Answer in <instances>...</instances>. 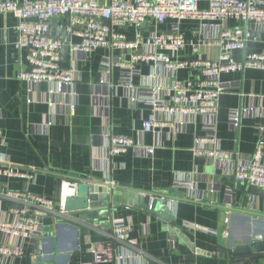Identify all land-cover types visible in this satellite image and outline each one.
<instances>
[{"label":"crops","instance_id":"obj_1","mask_svg":"<svg viewBox=\"0 0 264 264\" xmlns=\"http://www.w3.org/2000/svg\"><path fill=\"white\" fill-rule=\"evenodd\" d=\"M108 1L98 0L103 6ZM197 8L205 10L207 4L198 2ZM63 21L51 23L52 36H62L59 27ZM219 24L182 21L183 37L199 45V54L193 55L185 47L174 61L216 60L218 50L205 46L204 41L218 32L207 26ZM236 25L226 22L230 28ZM16 26L13 14H0V131L4 136L0 166L20 167L32 179H0L4 189L0 224L11 225L13 210L22 205L19 198L6 196L7 192L58 204L63 181L108 184L130 190L137 198H128L91 226L76 222L77 217L70 220L56 213L43 220L41 231L27 240L0 232V244L21 250L20 255L9 254L0 264H35V257L49 255L54 256V264H101L93 258L100 243L109 244L114 253L113 261L104 264H264V255L234 260L229 255L235 247L264 241V191L236 182L231 175L234 165L253 157L257 150L264 164V70L222 73L218 79L229 84V89L220 96L213 115L170 117L154 106L171 104L174 81L191 79L197 72L187 67L171 72L153 63L133 62L131 55L145 48L124 51L115 39V34H123L125 41L146 38L168 30L169 23L139 29L113 25L109 46L89 54H73L66 45L59 64L73 69L75 81L61 88L19 79V72L29 67L25 51L20 55L14 47ZM248 28L254 37L245 51L231 53L236 62L246 54L264 53V26L252 22ZM68 42L76 44L79 39L69 37ZM128 79L131 84L124 85ZM153 89L159 90L152 93ZM72 104L74 110L70 111ZM233 111L239 113L236 130L228 124ZM150 117L158 122L145 132L143 122ZM208 125L215 127L211 134L217 140L216 150L232 153L231 161L195 154L196 140L208 135L203 129ZM111 135L131 138L139 148L111 155ZM142 147L153 148V154H146ZM147 196L159 203L165 216H153ZM114 222L129 227L130 238L137 243L134 250L111 238Z\"/></svg>","mask_w":264,"mask_h":264},{"label":"built area","instance_id":"obj_2","mask_svg":"<svg viewBox=\"0 0 264 264\" xmlns=\"http://www.w3.org/2000/svg\"><path fill=\"white\" fill-rule=\"evenodd\" d=\"M207 4L205 10L197 8V2ZM11 13L17 19V40L15 49L21 55L25 51V61L29 69L19 72V79L30 84L47 83L54 87L71 86L75 79L73 69L63 68L59 64L61 50L66 43L60 36L50 34V26L55 19H64L59 30L65 36L76 37L79 43H68L73 54H89L95 50L109 46L111 27L133 26L141 28L143 23L161 26L169 23V35L153 32L146 38L137 37L134 41H125L117 35L118 47L124 51L145 50L131 55L133 62L153 63L156 68L173 71L178 68H189L196 71V75L187 81L175 80L171 86V104L154 106V109L169 116L180 115H213L217 111L218 100L229 89V84L219 81L222 73H241L246 69L264 70V53L246 54L244 59L236 62L232 59L234 51H245L247 44L254 37L249 29L250 23L264 26V0H109L106 6L100 5L98 0H20L0 1V14ZM186 20L210 21L217 20L219 25H209V29H218L215 35L205 37L204 45L218 50L217 59H193L187 63H176L175 57L185 47H190L192 54H199V45L185 40L180 29V23ZM233 21L238 27H227L226 22ZM204 27V25H203ZM148 50V51H147ZM171 52L172 55H168ZM121 65V64H120ZM123 67V65H121ZM130 69V68H124ZM204 70V71H202ZM130 85V79L124 85ZM159 89H153L156 93ZM75 104L69 108L74 110ZM187 109V110H186ZM154 117L143 122V131H151L156 127ZM228 124L234 130L238 129L239 113L233 111ZM207 136L196 140L194 152L214 160L231 161L232 153L216 150V139L211 133L215 131L213 125L203 126ZM263 130V129H262ZM4 144V136L0 131V146ZM263 141H259L262 146ZM110 154H119L127 149H137L138 145L131 138L111 135L108 138ZM146 154H153V148L142 147ZM262 154L259 150L253 157L240 162L232 168V178L241 184L252 186L264 191V164L261 163ZM1 178H18L31 180L32 175L24 169L10 164L0 166ZM71 186L68 191L63 189ZM0 182V195L3 193ZM63 190V192H62ZM62 198L58 204L41 197L24 193H10L6 196L17 197L22 201L13 210L14 222L0 224V232L23 240L31 238L41 231L42 221L56 213L64 211V201L76 193V183L63 181L61 185ZM147 208L151 211V204L155 200L150 196ZM41 210L46 212L45 215ZM130 229L123 222H114L111 226V238L126 243L127 248L134 250L137 243L130 238ZM21 250L0 244V263L6 256L20 255ZM95 263H110L113 261V248L107 243H100L93 251Z\"/></svg>","mask_w":264,"mask_h":264},{"label":"water","instance_id":"obj_3","mask_svg":"<svg viewBox=\"0 0 264 264\" xmlns=\"http://www.w3.org/2000/svg\"><path fill=\"white\" fill-rule=\"evenodd\" d=\"M62 39H64V36H62ZM66 50L67 46H64L62 55L66 53ZM75 183L76 194L74 197L65 199L64 209L70 220L77 217L78 221L76 222H84L87 224L86 226H91L96 220L101 219L104 214L107 215L110 209H116L121 204L127 203L128 198H137V195L130 190L113 188L108 184L87 180H77ZM121 191L126 192L121 193ZM121 197H123L122 201ZM151 212L153 216H165L164 211L159 208V203L156 201L151 204ZM173 237L175 236L173 235ZM257 255H264V241L252 242L232 249L233 257ZM53 260H55L53 255L38 256L35 257L34 263L37 264L42 261L43 264H54Z\"/></svg>","mask_w":264,"mask_h":264},{"label":"rangeland","instance_id":"obj_4","mask_svg":"<svg viewBox=\"0 0 264 264\" xmlns=\"http://www.w3.org/2000/svg\"><path fill=\"white\" fill-rule=\"evenodd\" d=\"M198 2H204V1H198ZM198 2H197V4H198ZM204 3H206V2H204ZM54 21V20H53ZM216 22H218L217 20H215L213 23H216ZM149 24H150V22H146V23H143L142 25H146V27L145 28H147L148 26H149ZM236 27H238V25H236ZM171 31L170 29H168V30H166V31H164V30H161L160 32H162L164 35H169V32ZM117 35H120L122 38H124V35L123 34H115V37L117 36ZM62 36H64V39H62ZM62 36H61V39L62 40H65L66 41V39H68L69 38V36H65V34H62ZM67 37V38H66ZM68 42V40L66 41V43ZM127 42H129V41H127ZM69 43V42H68ZM68 43L67 44H65L64 46H66V45H68ZM63 46V47H64ZM69 48V47H68ZM148 51V50H147ZM167 54L168 55H172V53L171 52H167ZM202 71H204V70H202ZM185 81H187V80H182V82H185ZM187 110V109H186ZM170 117H173V116H170ZM76 194V193H75ZM62 193L60 192V202H61V198H62ZM75 196V195H74ZM73 196V197H74ZM64 208H65V206H64ZM62 215H66L67 216V218H68V213L67 212H65V209H64V211L61 213ZM70 218V217H69ZM68 218V219H69Z\"/></svg>","mask_w":264,"mask_h":264},{"label":"trees","instance_id":"obj_5","mask_svg":"<svg viewBox=\"0 0 264 264\" xmlns=\"http://www.w3.org/2000/svg\"><path fill=\"white\" fill-rule=\"evenodd\" d=\"M229 255L231 256V257H230L231 259H233V260L235 259V257H233V256L231 255V252H229ZM233 260H232V261H233Z\"/></svg>","mask_w":264,"mask_h":264}]
</instances>
